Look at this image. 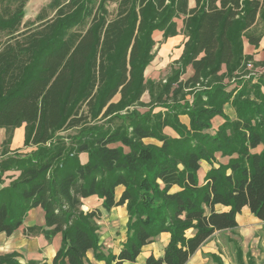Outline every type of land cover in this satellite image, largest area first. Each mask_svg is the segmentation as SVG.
Here are the masks:
<instances>
[{
	"label": "trees",
	"instance_id": "16d2710c",
	"mask_svg": "<svg viewBox=\"0 0 264 264\" xmlns=\"http://www.w3.org/2000/svg\"><path fill=\"white\" fill-rule=\"evenodd\" d=\"M194 1L49 0L23 21L28 0H0V183L10 179L0 189V233L11 235L40 207L43 224L24 231L48 241L60 234L51 264H93L89 251L104 264L135 263L161 233L169 234L163 253L143 264H186L216 231L233 235L236 264H259L235 229L243 207L264 223V59L243 53L244 39L257 47L264 35V0ZM180 16V57L145 79L153 31L176 35ZM215 116L224 121L213 130ZM20 126L23 148L11 150ZM201 160L210 168L200 184ZM90 196L107 212L125 207L117 255L99 243V209H82ZM17 256L0 255V264H20Z\"/></svg>",
	"mask_w": 264,
	"mask_h": 264
},
{
	"label": "crops",
	"instance_id": "0c3cea01",
	"mask_svg": "<svg viewBox=\"0 0 264 264\" xmlns=\"http://www.w3.org/2000/svg\"><path fill=\"white\" fill-rule=\"evenodd\" d=\"M194 6H195V1L188 0V7L193 8ZM182 19L183 16L174 19L176 24L177 34L168 37L165 40L162 37V31L159 30L153 31L152 37L155 41V45L153 47L154 57L144 70L145 79L157 80L166 73L169 64H171V62L177 60L180 57L183 49V43L186 40L185 35L181 31L183 27ZM263 47H264V35L262 36L259 45L257 47L250 45L245 39L243 40V53L252 55L254 60L256 61H262L264 59V53L262 51ZM223 71H224V67H223ZM191 74H192V68L191 66H187L186 72L181 77V79L184 80ZM141 101L143 103H147L149 101V94L147 91L142 94ZM224 112L229 118L235 117V111L230 104L225 105ZM179 120L183 124L188 126L189 124L188 116L181 115L179 116ZM223 121L224 120L220 116H215L212 119L213 130H216V128L220 124H222ZM164 133L172 137L177 136L176 133L169 127L164 128ZM5 136H6L5 129L0 128V145L5 139ZM23 139H24V128L23 126H20L16 128L12 133L10 149L18 150L23 148ZM142 141L145 144L160 145V142L154 138H144ZM260 149L261 146L257 147L253 151L258 152L260 151ZM216 159L217 162L226 163L228 158L221 157L220 154L218 153L216 154ZM80 160L82 162H85L87 160V155L80 154ZM209 168H210L209 163H207L204 160L200 161V169L197 172V177L200 184L204 182V176ZM10 174L16 175L15 172L7 173V175ZM9 181L10 179H4V182L0 183V189H2V187L4 186H7ZM122 189L123 187L121 186L117 187L116 197L120 195ZM176 190H177L176 187L172 189V191H176ZM92 208L99 209V211L101 212V218L99 220V223L101 222V224H106L105 226H107V227H102V225H100V230H99V235H100L99 243L102 245L103 252L105 254L111 253L117 255L126 239V232L125 230L123 231V237L122 236L116 237L110 228L111 225L116 223V221H114V214L116 213L118 214L120 213L119 215H121V223H123L124 225L126 224L127 214L125 207L124 206L114 207L109 212H107L102 208L101 200L98 199L97 197L90 196L83 199L82 209L88 210ZM216 208L220 210H225V208L219 205H217ZM32 214L33 216L34 214L36 215L38 214L39 219L37 221H33ZM108 220H110V222H108ZM236 221H237V227L235 231L239 234L241 238H243L244 241L248 243L254 240L256 241V243L258 242L261 243V246L263 247V253L261 254V256H259V261L252 253L251 255L255 257L257 263L264 264V223L258 220L257 218H255L250 213L248 207H243L241 209L240 213L236 215ZM43 222L44 221H43L42 209L40 207L31 209L28 212L27 216L24 218L23 224L19 229L14 231L11 235L0 233V255L15 252L18 255L16 259L20 264H27L28 261H34L37 264H51V260L55 255L56 250L58 249L60 244V234H57L50 241H48L45 239L43 235H38V236L27 235L24 231L27 227H31L33 225H42ZM219 233L220 232L218 231L214 232L213 235L210 237V239ZM157 239L161 241L160 248L152 249V245L155 242H151L142 248L141 253L136 258L135 263L125 261L122 264H143L145 258L150 254H152L155 257L161 256L164 247L169 240V234L161 233L157 237ZM206 245L207 244L204 243L188 259L186 264H205L208 258L203 259L199 255L201 253V250L207 253H215L219 255L218 252L213 247V245L212 246L209 245L210 247ZM205 247L207 248L206 251L204 250ZM146 248H148V251H146ZM87 258L93 264H104L103 261L95 260L91 251L87 253ZM244 261H245V257H244ZM224 263L226 264L225 261Z\"/></svg>",
	"mask_w": 264,
	"mask_h": 264
},
{
	"label": "rangeland",
	"instance_id": "374dc122",
	"mask_svg": "<svg viewBox=\"0 0 264 264\" xmlns=\"http://www.w3.org/2000/svg\"><path fill=\"white\" fill-rule=\"evenodd\" d=\"M48 2L49 0H28L25 6V15H24L23 21L33 20L36 14L39 12V10L43 6H45ZM152 51H154V49H152ZM119 214L118 213L114 214V221H116V223L111 225L110 229L115 234L116 237H119V236L123 237V231L125 230L126 232V229H125L126 224L124 225L123 223H121V215ZM32 217H33L32 218L33 221H37L39 219L38 214L37 215L34 214V216L32 214ZM108 222H110V220H108ZM98 224L99 226L102 225V227H107L105 226L106 224H101V222L99 223V221H98ZM231 236L233 235H231L230 232L219 233L213 236L210 240H208L205 243L207 244L206 246L213 245L215 250L218 252L219 256L222 258L223 261L226 262V264H236L234 249H232L231 244L227 240ZM157 237L153 241L155 243L152 245V249L160 248L161 241H159ZM234 237H236V239L238 238L237 236H234ZM237 240L240 242V245L242 246L243 253H246V252L252 253L259 261V256H261V254L263 253V247L261 246L260 242L256 243V241L252 240L247 243L241 237H239ZM206 249L207 248L205 247L204 250L206 251ZM146 251H148V248H146ZM207 254H208L207 252H204L203 250H201V253L199 255L204 259V258H208ZM210 261L211 260H209L208 258L205 264H211Z\"/></svg>",
	"mask_w": 264,
	"mask_h": 264
}]
</instances>
